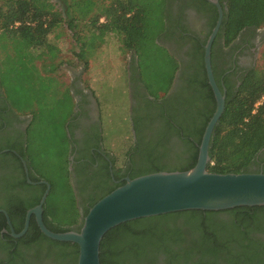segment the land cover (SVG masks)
Returning a JSON list of instances; mask_svg holds the SVG:
<instances>
[{"label": "trees", "instance_id": "1", "mask_svg": "<svg viewBox=\"0 0 264 264\" xmlns=\"http://www.w3.org/2000/svg\"><path fill=\"white\" fill-rule=\"evenodd\" d=\"M161 2L163 7L157 10L154 8V0H71L70 4L63 0L68 27H73L76 19H86L91 26L87 43H81V51L77 55L80 60L86 58V51L90 47L103 44L104 37L108 34L117 38L121 51L134 53L139 69V78L134 83L144 92L137 93L136 99L141 105L134 110L139 116L144 112V116H130L137 143L134 146L132 144L124 168L116 169L110 154L103 151L111 157L108 161L99 152L104 147L101 145L100 129L96 126L95 145L90 146L86 142L81 150H75L73 130L77 113L72 110V101L71 111L65 122L66 133L69 134L65 168L61 173L54 172L50 176H44L45 172L33 168L36 159L30 156L28 141L29 129L35 117L42 115L45 108L40 103H36L39 108L35 106L31 93H37L36 86L39 83L42 86L41 97H48L45 87L53 78L41 77L33 65V53L44 48L51 50L48 36L65 21L63 13L58 12L50 0H0V40L3 41L1 47L7 51L4 58L6 60L0 66V79H7L8 95L16 102H9L0 82V109L6 111L5 116L8 118L27 113L32 118L24 132H16L19 143H12L8 139L0 144V160L15 164L19 173V180L4 190L5 195L0 199V209L7 213L16 234L24 227L27 211L39 204L46 190V185L39 184L40 181H45L51 187L43 207L42 219L46 228L54 233L72 230L78 232L89 209L125 183L113 185L112 179H117L128 162L131 161L134 165L128 169L129 179L157 172L187 171L196 165L204 130L216 107L214 94L205 75L204 46L216 25L218 12L215 6L205 0H193L198 10L209 15L208 33L200 42L198 34L186 27L174 24L169 26L170 30L166 27V1ZM219 3L223 9V18L218 38L224 40L225 47L230 46L242 31L264 28V0H219ZM162 34L166 37L178 34L181 40L187 39L190 45L188 61L180 74L179 84L170 94L174 74L181 65L156 44ZM154 45L165 50L169 54L167 60L173 62L165 75H161L162 71H156L148 77L140 57L151 50L157 52ZM214 45L215 42L212 51ZM10 47L13 54L8 52ZM41 54L43 56L46 53ZM258 61L262 64L250 70L239 87L225 85L224 111L210 140L208 172L257 173L250 169L257 164L259 153L264 149V48ZM37 72L39 79L34 78ZM152 79H157L158 82ZM218 87L223 93L219 83ZM2 127L3 123L0 122V128ZM151 127L156 132L142 148L138 145L139 133L143 128ZM171 136H175L180 142L178 154H173L169 146L167 138ZM92 148L97 150L94 152L99 159L97 170L102 181L113 186L81 201V216L71 181L72 173L68 168L92 167L93 163L85 161H92ZM74 154L77 155L72 161L67 159ZM135 155L139 159L137 164H134ZM28 178L34 184H29ZM91 179L92 175L85 182H78L76 189L80 194L83 190L81 186L89 184ZM16 188L23 190L25 194L28 192L27 196L21 198L18 193L12 195L11 190ZM263 218L264 206L238 207L218 212L192 210L135 219L120 224L105 234L100 244V264H264V246L254 237L255 231L251 230L258 227ZM2 230H6L7 234H0V264H26L23 257L26 253L35 257L44 255L52 259L53 264L77 263L78 246L47 238L39 230L34 216L31 217L25 235L15 240L10 236L5 215L0 213V231Z\"/></svg>", "mask_w": 264, "mask_h": 264}, {"label": "rangeland", "instance_id": "2", "mask_svg": "<svg viewBox=\"0 0 264 264\" xmlns=\"http://www.w3.org/2000/svg\"><path fill=\"white\" fill-rule=\"evenodd\" d=\"M66 1L68 4L71 2V0ZM161 1L154 0L156 4L154 8L161 10L163 7ZM50 2L58 12L63 13L65 22L57 26L48 36L51 50L44 48L33 53L35 56L33 65L42 75L41 77L53 78L45 87L48 97L45 95L44 98L41 97L42 86L40 87L39 83L36 86L37 93L36 91L31 93L35 106L37 107L36 103H40L39 105L45 108L42 115L35 117L29 129L28 146L32 154L30 156L36 159L33 168L45 172L44 176H50L54 172L61 173L65 168L66 152L69 149V136L66 133L65 122L68 120L72 101L74 113H77L78 105L83 117L87 116L86 104L91 105L88 113L91 114L95 126L100 129L103 151L114 159L116 169L124 168L133 144L130 123V87L134 84V80L139 78L138 60L133 52L121 51L117 38L112 34L106 35L100 46L90 47L86 51V58L80 60L77 55L81 51V43H87L91 26L86 19H76L72 24L73 27H68L63 0H50ZM148 10L152 12L151 9L148 8ZM75 16L78 17L77 13ZM2 44L3 41L0 40V66L6 60L4 58L7 54V51L1 47ZM156 44L165 48L161 41H157ZM158 46L153 47L158 49ZM11 49V47L8 48V52L13 54ZM44 52L46 54L42 56L41 53ZM168 53L159 48L157 52L151 50L147 55L140 57L141 64L145 66V75L151 77V74L156 71H162L161 75L168 73L173 62V60L170 62L167 60L168 55L171 54ZM171 56L174 57L172 54ZM261 64L262 62L258 61L256 65ZM39 73L37 72L34 78L39 79ZM6 81L4 77L0 79L2 88L9 102L16 104L15 100L8 95L9 86ZM152 81L158 82L157 79ZM21 118L23 128L26 129L32 121L31 115L27 113L21 115ZM70 158L71 155L67 159ZM76 202L80 210V201L76 199ZM67 218L69 219L70 215Z\"/></svg>", "mask_w": 264, "mask_h": 264}, {"label": "water", "instance_id": "3", "mask_svg": "<svg viewBox=\"0 0 264 264\" xmlns=\"http://www.w3.org/2000/svg\"><path fill=\"white\" fill-rule=\"evenodd\" d=\"M206 1L215 6L218 12L216 25L204 46V65L216 107L204 130L196 165L187 171L157 172L126 179L122 186L104 196L89 209L78 232L72 230L54 233L46 228L42 219L43 207L51 187L45 181H40L38 183L45 184L46 190L39 204L27 211L24 227L20 233L16 234L13 231L7 213L0 210V213L6 217L13 238L25 235L31 217L34 216L39 230L47 238L78 246L76 264H100V244L103 237L108 231L125 222L183 211L218 212L238 207L264 206L263 173L217 174L207 170L210 162V140L224 111L225 90L224 93L220 92L211 67L212 45L221 26L223 9L219 0ZM23 165L28 175L24 161ZM68 169L71 171V166ZM27 181L29 184H34L29 178Z\"/></svg>", "mask_w": 264, "mask_h": 264}, {"label": "flooded vegetation", "instance_id": "4", "mask_svg": "<svg viewBox=\"0 0 264 264\" xmlns=\"http://www.w3.org/2000/svg\"><path fill=\"white\" fill-rule=\"evenodd\" d=\"M165 1H166V15H167L166 27L169 29V26L174 24V25H178L179 27H186L188 30L191 31L193 30V32L196 30L195 32L196 34H198L200 38V42L203 41L205 39L206 33H208L207 24H208L209 15H207V13L198 10L197 5L193 3V0H165ZM201 32L202 35L200 34ZM157 41L163 42V44L165 45L164 49L169 53H171L172 55H174L178 65H181L174 75L169 90V94H170L176 90L179 84L180 74L185 67V63L188 61V53H189L190 45L189 42H187V39L181 40L178 34H173L171 37H166L164 34H162ZM214 42L215 45L212 51V65H213L212 74L216 85L218 86L219 83V85L223 88V93L225 90V95H226V87H225L226 84L229 86L234 85L235 88L239 87L241 81L244 79L246 74L256 66L259 56L261 54V50L264 48V28L256 31H252V30L242 31L241 33L238 34L236 39L228 47H225L223 39L221 40L218 38V33L215 37ZM205 75L207 79L206 70H205ZM137 93L144 94L142 89L141 90L138 89V86L135 82L130 87V116L134 115L135 118L139 115L134 109H137L141 105L138 99H136ZM0 107H2L1 101H0ZM86 108H87L86 109L87 116L83 117L81 113L82 112L81 108L78 107V105L76 106L77 117L74 120V130H73L74 140L76 141V143H73V146L76 151L81 150L83 148L84 143L86 142L90 146L95 145V138H96L94 132L95 124L92 120L91 114L88 113L91 109V105L86 104ZM5 112L2 111V109H0V122L3 123V127L0 128V144L2 145V143H5V140L8 139L12 143H19L18 135L16 134V132L25 131V127L23 128L24 124L19 122L22 121V118L15 116L8 118L5 116ZM141 116L142 117L144 116V112H142L139 117ZM130 122H131V118H130ZM8 124H10V126H8ZM155 132L156 129L153 127L143 128L139 133L138 145L144 148V146L149 143L148 141L152 138V136H154ZM157 132H159V130ZM132 134H133L132 137H133V146H134L137 143V139L134 132ZM167 140L169 142V146L172 148L173 154H178L180 151L177 149V147L180 142L176 139L175 136H171L167 138ZM94 150H96V148L90 149V152L92 154L91 156L92 161L88 159L85 160L90 164L93 163L92 167L86 166L85 169L82 166L75 169L71 167V173H72L71 181L73 187L75 188L76 199L80 201V203L81 201L88 200V198L91 196L94 197L100 194L101 191L104 190V188H108L113 185H119L120 183L126 181V179H129L128 169L134 167L131 161L128 162L124 171L117 177V179L116 177L112 179L113 185L106 184L105 182L102 181V178L98 173L97 168L99 166L98 165L99 159L95 155ZM99 152L101 153V156L106 160L109 161L111 159V157L108 154H105L103 150H100ZM262 153H264V149L259 153L257 164H254L251 167L250 170L252 172L264 173V161H262V159H264L263 157L264 154ZM76 155L77 154L71 156L72 160L73 157ZM138 160H139L138 157L135 155L134 164H137ZM91 175H92V179L89 182V184L85 186L83 185L81 186L83 190H82V194H80L79 190L76 189L78 182H85L88 178H91ZM18 180H19V173L15 169V164H13L10 161L0 160V199L5 195L4 190H6L9 186L15 185ZM11 192L12 195L18 193V195L21 198L26 197L28 194V192L27 194H25L23 190H20L18 188H16L14 191L11 190ZM79 211H80V215L82 216L83 207L80 206ZM251 230L255 231L253 232L254 237L258 238L259 241L264 246V218L261 219L260 225L258 227L255 226L251 228ZM0 232L1 235L4 233L7 234L6 230H2ZM13 239L17 240L19 238H13ZM23 257L26 259L25 260L27 262L26 264H53L52 259L46 258L44 257V255H39V257H35L30 253H26L25 255H23Z\"/></svg>", "mask_w": 264, "mask_h": 264}, {"label": "built area", "instance_id": "5", "mask_svg": "<svg viewBox=\"0 0 264 264\" xmlns=\"http://www.w3.org/2000/svg\"><path fill=\"white\" fill-rule=\"evenodd\" d=\"M262 100H264V98H263ZM259 104H260V103H259Z\"/></svg>", "mask_w": 264, "mask_h": 264}, {"label": "crops", "instance_id": "6", "mask_svg": "<svg viewBox=\"0 0 264 264\" xmlns=\"http://www.w3.org/2000/svg\"><path fill=\"white\" fill-rule=\"evenodd\" d=\"M21 117V116H20Z\"/></svg>", "mask_w": 264, "mask_h": 264}]
</instances>
